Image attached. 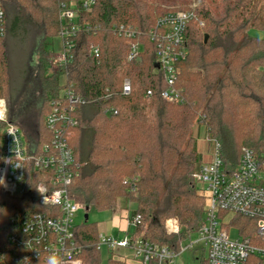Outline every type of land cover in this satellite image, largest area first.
<instances>
[{"label":"trees","instance_id":"16d2710c","mask_svg":"<svg viewBox=\"0 0 264 264\" xmlns=\"http://www.w3.org/2000/svg\"><path fill=\"white\" fill-rule=\"evenodd\" d=\"M191 1L94 0L92 9L78 16L81 31L69 60L50 73L46 62L34 55H46L58 34L59 0H5L0 40V99L6 103L7 122L14 124L28 110L35 121L32 144L47 142L43 122L49 101L59 88L72 89L84 103L76 107L78 126L68 141L79 165L69 193L96 211L112 210L119 199L133 202V213L141 216L135 235L174 250L203 217L202 197L193 180L201 164L194 128L202 127L205 137L219 144L227 171L235 169L242 148L259 155L264 147V39L248 35L251 29L264 31V0ZM197 2L195 15L203 26L188 25V56L178 66L176 86L183 102L168 104L161 98L165 83L147 34L158 17ZM121 25L137 33L134 42L140 51L134 61L128 60L130 41L114 32ZM91 47L98 49L96 57ZM14 51L28 56L16 85L10 70ZM124 79L131 86L127 96L121 95ZM105 109L117 115H106ZM3 127L0 121V136ZM41 176L27 170L19 198L0 193V251L25 219L48 211L35 189ZM171 218L180 225L178 236L165 232L164 222ZM239 232L252 237L242 224ZM74 237L82 249V264L123 263L102 258L95 223L76 226Z\"/></svg>","mask_w":264,"mask_h":264},{"label":"built area","instance_id":"2783aa9c","mask_svg":"<svg viewBox=\"0 0 264 264\" xmlns=\"http://www.w3.org/2000/svg\"><path fill=\"white\" fill-rule=\"evenodd\" d=\"M4 1L0 0V40L4 37ZM197 4L192 3L188 8L158 17L147 34L155 46L156 68L165 83L161 98L168 104L183 102L182 91L176 86L178 66L188 56L185 36L188 25L196 22L199 27L203 26L195 15ZM93 5L94 0H59L57 38L60 51L53 53V64L57 67L67 63L74 39L81 31L78 16L90 11ZM113 29L118 37L130 41L128 60H136L140 44L134 42L137 38L134 28L121 25ZM91 53L96 57L98 49L91 47ZM130 91V82L124 79L121 95L127 96ZM83 103L84 100L69 87L59 88L57 95L49 101V109L44 116L49 139L37 146L29 145L22 132L7 122L6 103L0 99V121L4 123L0 136V191L11 197L23 196L27 170L33 169L42 175L35 186L38 202L48 209L44 213L32 214L22 222L19 232L7 236V247L0 251V264H46L53 253H58L65 264H82V249L75 241L73 219L86 207L69 193L79 165L68 141L78 126L76 107ZM103 113L117 115L113 109H105ZM209 141L213 145V159L201 163L193 175L204 202L202 222L197 229L184 235L177 250L134 233L121 240L99 235L97 250L105 248L115 252L120 248L128 249L132 257L123 259L125 264H177V257L185 249L194 243H203L206 264H264V147L259 155L242 148L235 169L227 171L220 158L219 144L215 140ZM224 213L252 220L254 238L231 239L225 226L218 222L219 214ZM127 222L136 230L141 224V216L131 211ZM166 228L170 234L180 233V225L175 218L166 220ZM194 234L197 240L182 248V243Z\"/></svg>","mask_w":264,"mask_h":264},{"label":"rangeland","instance_id":"374dc122","mask_svg":"<svg viewBox=\"0 0 264 264\" xmlns=\"http://www.w3.org/2000/svg\"><path fill=\"white\" fill-rule=\"evenodd\" d=\"M189 6L186 5L181 9L188 8ZM248 35L254 38H258V39H264V31L251 29L248 31ZM27 40L31 41V38L29 37ZM26 43H28V41H26ZM49 43H50V47L46 55L44 54L34 55L35 60L39 59V60H44V62H46L48 73L59 70V67L53 64V58H54V54L60 51V43H59V39L57 38V36L51 39ZM52 49H53V52H52ZM27 57L28 56H27L26 51H24L23 54H21L20 56L17 55L15 51L10 54V70H11V74H13L12 77H13L14 85L18 83V80L21 77L20 72L24 69L26 62H28ZM14 124L22 132L24 141L26 142L28 141V143H31V145H33L32 143H34V141L36 140L35 121L30 117V112L27 110L25 111L23 115L19 116L18 118H15ZM196 128L197 127H195L194 130ZM0 193L7 197H11L7 194H3L1 191ZM198 195L201 196L199 192H198ZM132 203L133 202L126 200V199H119L117 200L116 206L112 210L96 211L93 208H89L87 211L80 210L75 215L73 219V223L75 227L83 225L85 222L89 224L95 223L98 231L103 232L107 230L108 236H112L114 238H122L124 234L120 232L117 227H115V218L118 215V213H122L123 211H126V213L128 212L127 214H129L131 211H128V209L132 205ZM85 214L87 215L86 221L84 220ZM242 219L244 218L240 216H236L232 213H224V214H219L218 222L225 226V228L228 231V235L231 239H237V238L244 237V235H242L239 232V226H241V224L244 226V228L246 227V232L249 233L250 236H252V238H254L255 236L254 223L251 221L250 222L244 221ZM164 229H165L166 234L171 235V236H178V235H173L167 232L166 221L164 222ZM187 233L188 232H186V234ZM196 240H197V235L195 234L192 235L190 240H185L182 243V248L187 247L190 244V242H194ZM164 246H167V245H164ZM204 251L205 250H204L203 243H194V245L191 248L185 249L177 257V264H203V262L205 261ZM122 264H125V263L123 262Z\"/></svg>","mask_w":264,"mask_h":264},{"label":"crops","instance_id":"0c3cea01","mask_svg":"<svg viewBox=\"0 0 264 264\" xmlns=\"http://www.w3.org/2000/svg\"><path fill=\"white\" fill-rule=\"evenodd\" d=\"M52 52H53V49H52ZM193 136L196 139V148H197L198 153L201 156V163L210 162L213 159V145L205 137V133H204L203 128L202 127L196 128L194 130ZM135 207H136L135 204L132 203V205L129 207L128 211H134ZM127 213H126V211H123L122 213H118V215L115 218V227H117L118 230L124 234L122 238H114L112 236H108L107 230L103 231V232L97 230V235L98 236L103 235L106 237H111V238H114L116 240H121L124 237H130V235H132L133 233L135 235L136 230L131 228L128 225V222H127L128 214ZM100 253H101V256L104 260L111 258V259L123 262V259L126 260V259H130L132 257L131 251L128 249H124V248L117 249L115 252H110L107 249L102 248V250H100Z\"/></svg>","mask_w":264,"mask_h":264},{"label":"clouds","instance_id":"9594fccd","mask_svg":"<svg viewBox=\"0 0 264 264\" xmlns=\"http://www.w3.org/2000/svg\"><path fill=\"white\" fill-rule=\"evenodd\" d=\"M46 264H65V262L58 253H53L48 257Z\"/></svg>","mask_w":264,"mask_h":264},{"label":"water","instance_id":"95a60500","mask_svg":"<svg viewBox=\"0 0 264 264\" xmlns=\"http://www.w3.org/2000/svg\"><path fill=\"white\" fill-rule=\"evenodd\" d=\"M206 39H207V36H205L204 37V42L206 41ZM88 210V208H86V211ZM84 220L86 221L87 220V215L85 214V216H84Z\"/></svg>","mask_w":264,"mask_h":264}]
</instances>
